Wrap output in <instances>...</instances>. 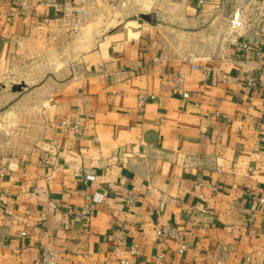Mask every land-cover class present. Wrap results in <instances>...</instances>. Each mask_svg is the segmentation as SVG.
Returning <instances> with one entry per match:
<instances>
[{
  "label": "crops",
  "instance_id": "obj_1",
  "mask_svg": "<svg viewBox=\"0 0 264 264\" xmlns=\"http://www.w3.org/2000/svg\"><path fill=\"white\" fill-rule=\"evenodd\" d=\"M199 1L91 38L43 28L41 0H0V140L16 141L0 142V264L44 247L57 264H264L262 21L235 33L234 0ZM168 225L178 239L157 237Z\"/></svg>",
  "mask_w": 264,
  "mask_h": 264
},
{
  "label": "built area",
  "instance_id": "obj_2",
  "mask_svg": "<svg viewBox=\"0 0 264 264\" xmlns=\"http://www.w3.org/2000/svg\"><path fill=\"white\" fill-rule=\"evenodd\" d=\"M21 8L24 10L28 8L29 4L27 0H17ZM103 0H41L42 6L48 8L53 12V17H46L43 19V28H53L55 32L64 34L68 37L74 36L79 33L81 28L88 22L91 15H94L95 11L101 8ZM204 0H200L199 4L203 5ZM234 11L230 20L231 27L236 33L239 30H245L246 27L252 25V21L259 19L262 21L261 32L264 34V0H234ZM238 52H248L253 50V46L248 43H240L238 46ZM257 53L260 54L259 49ZM193 68L200 69L199 66L194 65ZM184 76L180 75L178 82L182 83ZM257 77H251L248 80L249 86L256 84ZM184 97H189L188 93H184ZM62 125L66 126L65 123ZM68 129V126H66ZM73 129L77 134L81 132L80 124L77 122L73 125ZM79 175V174H77ZM94 176L86 175L87 180H94ZM137 199L136 195H130L127 202L133 205ZM102 197L100 196H87L86 202L83 208L79 211L78 216L86 221L89 220L90 214L95 207V204L100 203ZM264 202V199H261ZM205 212V210H203ZM120 237V233L116 234ZM156 235L160 240L178 239L179 231L171 225L160 227L156 229ZM187 247L184 244L179 245L180 251H185ZM131 256H136L138 253L137 246L130 247ZM38 264H57L55 259V252L44 247L41 256L38 260ZM126 264H129L126 262Z\"/></svg>",
  "mask_w": 264,
  "mask_h": 264
},
{
  "label": "rangeland",
  "instance_id": "obj_3",
  "mask_svg": "<svg viewBox=\"0 0 264 264\" xmlns=\"http://www.w3.org/2000/svg\"><path fill=\"white\" fill-rule=\"evenodd\" d=\"M166 2H168V0H103L101 3V8L96 10L94 15H91L88 22L81 28L80 32L74 36H77L83 32L91 38H94L100 36L104 31L108 32L114 28L118 29L119 27L124 26L126 28L132 27L131 25H135L133 21L136 19L139 20L141 13H151L153 9H157L160 4H164ZM46 54L47 58H45V60L42 62L47 63L43 66H47L46 71H49L48 67L53 64H50V59H48L50 56L49 52H46ZM39 71L40 70L36 68L34 71H30L25 75L28 87H35L43 79L45 71ZM19 79L21 80V77L18 78V80ZM18 80L16 79L15 81ZM9 85L11 86V84ZM18 85L20 84L15 83L14 86L12 84L13 88H19L20 86ZM2 88L4 87L0 85V92ZM8 89H10L9 86ZM44 93L45 92H43V94ZM10 97H12V94H10L9 91H7L6 94H0V136H6V133L7 136L12 134L10 126H7V123L5 125V123H3L1 120V114L7 110L6 108L3 109L1 106L4 105V103H6ZM27 99L34 100L37 98L34 97V92L32 91L31 94L27 96ZM0 142L15 143L16 141H12L11 139H1Z\"/></svg>",
  "mask_w": 264,
  "mask_h": 264
},
{
  "label": "water",
  "instance_id": "obj_4",
  "mask_svg": "<svg viewBox=\"0 0 264 264\" xmlns=\"http://www.w3.org/2000/svg\"><path fill=\"white\" fill-rule=\"evenodd\" d=\"M152 15H143V18L146 20H151L152 19Z\"/></svg>",
  "mask_w": 264,
  "mask_h": 264
}]
</instances>
